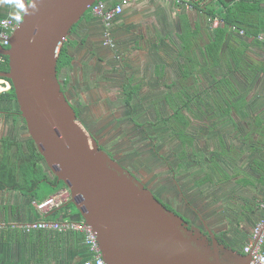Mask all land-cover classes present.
<instances>
[{
  "label": "crops",
  "instance_id": "0c3cea01",
  "mask_svg": "<svg viewBox=\"0 0 264 264\" xmlns=\"http://www.w3.org/2000/svg\"><path fill=\"white\" fill-rule=\"evenodd\" d=\"M210 2L205 0L187 9L165 0H133L110 28L96 15L83 19L64 43L72 57L71 65L63 70L64 76L73 80V88L83 98L89 96L86 88L98 86L104 72L110 81L113 77L116 79L115 84L138 88L191 85L198 77L201 80L202 70L210 73L205 46L217 27L212 28L209 18L198 8ZM11 12V7L0 5V20L11 17ZM232 27L223 50L222 67L233 66L231 57L235 49L245 59L240 62L239 73L249 65L259 70L249 80V87L239 92L245 97L239 102V110L222 117L227 126H223L221 133L226 148L214 150L218 148L219 133L208 134L210 139H216L212 144L207 143L209 149L205 150V156L212 157L213 151L223 154L229 151L224 154L222 171H217L220 178L226 173L229 178L218 186L206 182L200 187L196 177L195 184L202 195L200 201L203 198L206 201L203 214L209 227L224 243L237 246L254 244L253 228L264 219L261 207L264 202V134L261 133L264 132V44L245 37V33L239 32L242 29ZM184 36L192 44L187 52L182 42ZM193 66L197 70L187 77L185 72ZM208 73L204 76L209 77ZM239 75L238 84L245 86L246 80ZM11 87L7 78L0 77V94ZM166 91L163 89L162 93L173 94ZM248 104L252 107L248 108ZM249 110L256 117H251ZM246 136L248 143L244 141ZM229 155L236 159L228 158ZM193 156L197 172L202 166L196 162L197 154ZM182 164L180 171L184 172ZM33 171H37L34 176ZM53 177L44 159L33 158L32 137L18 102L0 97V264H83L92 256L82 232L50 229L27 233L23 229L25 224L44 218L77 220V212L69 205L71 195L63 205L47 213L38 210V203L67 188L50 184L48 179ZM34 179H37L35 188ZM213 190L215 194H211ZM261 249L264 250V243Z\"/></svg>",
  "mask_w": 264,
  "mask_h": 264
},
{
  "label": "water",
  "instance_id": "95a60500",
  "mask_svg": "<svg viewBox=\"0 0 264 264\" xmlns=\"http://www.w3.org/2000/svg\"><path fill=\"white\" fill-rule=\"evenodd\" d=\"M99 0H26L35 4L0 41L29 134L54 176L96 233L108 264H260L221 242L206 221L189 224L127 168L100 148L69 103L58 75L60 51L73 27ZM232 3L234 0H224ZM258 243L255 240L254 246Z\"/></svg>",
  "mask_w": 264,
  "mask_h": 264
},
{
  "label": "flooded vegetation",
  "instance_id": "af4514ba",
  "mask_svg": "<svg viewBox=\"0 0 264 264\" xmlns=\"http://www.w3.org/2000/svg\"><path fill=\"white\" fill-rule=\"evenodd\" d=\"M208 68L210 69V73L206 71L202 72V79L197 84L190 85L183 83L174 86L163 84L159 88L157 86L141 87L139 88V96L135 97V95L134 99H136L129 103L127 102L128 87L123 86L120 82L119 84H115L116 79L114 77L110 81L108 73L105 72L103 79L99 80L98 89L105 88V85L108 84L113 89V92H115V94L110 96L109 101L111 109H115L112 111L114 112L113 126L118 124L123 129L127 127L131 128L133 133L132 131L126 132L127 136L125 138L129 141H134V138L140 135L141 139L135 141L145 142L146 144L144 145L148 148L150 147L149 150L152 155L145 159L156 158L157 169L152 173L158 179L156 181L152 179L153 181L150 182L147 181L148 178L143 173L137 170L140 165H131L121 160L120 152H122V149L118 150L116 142L108 144L106 141L109 140L104 141L102 135L96 131L97 129L92 128L93 125L86 122L87 106L84 101H87V99L83 101V98L78 96L76 89H73V80L67 79L64 76V71L58 74L62 90L69 103L73 106L87 130L97 140L100 148L107 151L116 161L143 182L145 187L149 188L155 197L167 208L181 215L189 226L196 225L202 228L206 227L204 221H206L207 225L209 224L203 214L206 201L204 198L200 201L202 195L195 184L197 168L193 165L195 162L193 149H190L187 154V159L184 162V172H181L180 164L182 161L179 155L181 140L177 135H179L181 129H185L188 134L199 132L201 135L197 137L194 148L204 153L206 149H209L207 143H212L208 134L214 129V114L216 113L214 100L220 91L226 94L227 92L229 93V89H226V85L220 84L223 79L221 76L225 72L224 68H217L216 77L211 65H208ZM206 73L209 74V77L204 76L207 75ZM223 75L225 76V74ZM235 75L237 79L233 81L238 86L237 83L241 81L238 79L240 75ZM163 89L173 94L167 96L165 93H162ZM177 93H180V95H177ZM181 93L183 96H181ZM99 94L102 96V91L99 90ZM143 96L144 98H142ZM102 101H104V98ZM179 110L181 111V115L188 119V126L178 118L175 119L173 117L175 111ZM221 114L223 117V113ZM222 125L224 126L223 121ZM200 128L203 131L195 130ZM115 129L118 133L119 128ZM120 133H122L121 129ZM199 141L200 146H197V142ZM140 164H144L143 160ZM219 239L223 242L220 237Z\"/></svg>",
  "mask_w": 264,
  "mask_h": 264
},
{
  "label": "trees",
  "instance_id": "16d2710c",
  "mask_svg": "<svg viewBox=\"0 0 264 264\" xmlns=\"http://www.w3.org/2000/svg\"><path fill=\"white\" fill-rule=\"evenodd\" d=\"M104 1L108 2L109 4L114 5L116 4L117 0H114L113 2L110 0H104ZM210 1H211L210 5L204 4L206 6L204 5L200 6L198 10L203 11V16L206 19H208L211 16L213 17L217 16L221 20L219 27H217L214 30L215 33L212 36L210 43H208L205 46V53L210 62L208 63V65H211L212 71L216 77L217 72H218L217 68L218 69L224 68L222 67L223 58H224L223 50L225 48V43L228 41V36L230 35L229 33L231 32L232 26H236L239 29L244 30L245 37H250L251 39H253V41L264 44V37L260 38L261 35L262 36L264 35V5H263V0H234L232 3H227L224 0H210ZM92 16L93 14L91 12V9L89 8V10L83 16V18L73 28H75L83 19L91 18ZM182 42H183V47L185 48V50H188L192 46L189 39L186 38L185 36L183 37ZM232 52H233L232 53L233 60L231 64H233V66L229 65V68L228 67L224 68L225 72L223 74H225V76L222 74L221 78L223 77V79L221 80V83H220V84L227 86L226 89H229V93L227 92L226 93L227 95L224 97V96H221V93L223 92L220 91L217 94L216 99L214 100V108L216 110V113L214 114V131L212 129L211 132L219 133L217 135L218 148H215L214 150H218L220 148H223V149L226 148L225 141L221 135L222 130L224 129L222 125V114L221 113H223V115H227V114L233 115V112H237L239 110V107H238L239 102H242L245 99V97L240 95L239 92L245 87L246 88L249 87V83H248L249 80L253 79V77L256 75V72H258L259 70L258 67H253L252 65L251 66L249 65L247 66L246 70H243L239 73L238 67L241 66L240 62L245 61V59L243 58V56L241 57L242 53H240L238 50L232 49ZM0 57L3 58V60L0 61V70H3V71L9 70V57L6 55H1V54H0ZM71 63H72V57L69 55L67 46L63 45L60 51V56L58 60V74H60L61 71H63L65 68L69 67ZM200 65L202 64L200 63L198 66ZM196 66H193L192 70L186 71L185 75L189 77L191 74H193L197 70ZM202 66L204 67V65ZM202 71L204 72L205 70H202ZM234 73L237 75L238 73L242 74V77L246 80L245 86H241L238 83H237L238 86L236 85V83L233 80H236L237 76ZM238 78L240 77L238 76ZM8 80L11 82L10 79ZM138 89H139L138 87H128L127 88L128 90L127 102L128 103L134 100V95ZM181 96H183L182 93H181ZM0 97L4 99H13L17 101L16 93H15V89L13 85L8 91L2 92V94H0ZM246 101L244 103H246ZM251 107L252 105L248 104V108H251ZM248 113L250 114L251 117L253 118L256 117L255 116L256 114L251 113V110H249ZM173 117L175 119L178 118L179 120H181L182 123L188 126L189 121L185 116L181 115L180 110L175 111V114ZM224 126L227 127L225 122H224ZM261 133L264 134V132H261ZM200 135L201 134L199 132H194V134L193 133L188 134L185 129L180 130L179 135H177V137H179L181 140L180 141L181 147H180V152H179L180 159L184 163L185 160L187 159V154L189 153L190 149H193V154H197L198 156L196 160V162L198 163V166L200 167L202 166L197 171L196 184L202 187L203 184H205L206 182H211V183H214V186H218L223 182V180H226L229 178V175L227 173L225 174L224 178H220L217 172L218 170L222 171L221 168H223L224 154L227 155L229 151L224 152V154L222 153V151H213L212 157H209V158L206 157L204 152H202L199 149L197 150L194 148L196 139ZM215 139L216 137H214V139H211L212 143L214 142ZM247 139H248V136L245 137V140H244L245 143H248ZM259 139L263 140V138H259ZM32 144H33V158L38 157L40 159H44V157L42 156V154L39 152L38 148L36 147L33 139H32ZM197 146H200L198 142H197ZM201 155L203 157H201ZM227 157L228 158L230 157L233 160L236 159L235 156L229 155ZM182 165L184 166V164ZM36 173L37 171L35 172L33 171V176L36 175ZM237 174H239V172H237ZM202 176H207V177H203L201 179ZM48 181H50L49 183L53 185L58 183L61 186H66L65 183L63 181H59L56 176H54L52 180L48 179ZM43 183H47V182H43ZM36 184H37V179H34L33 188H35ZM202 189H204V192H206L205 188H202ZM215 193L216 192H214L213 190L211 194H215ZM69 205L74 207L75 211L77 212L76 221L83 220V217L81 216L79 210L76 208L74 203H72L71 201ZM257 223L255 224V226L257 225ZM244 246L245 245H237V246L235 245L234 247L243 253ZM91 257L92 256L90 255V258Z\"/></svg>",
  "mask_w": 264,
  "mask_h": 264
},
{
  "label": "built area",
  "instance_id": "2783aa9c",
  "mask_svg": "<svg viewBox=\"0 0 264 264\" xmlns=\"http://www.w3.org/2000/svg\"><path fill=\"white\" fill-rule=\"evenodd\" d=\"M133 0H117L116 4H109L104 0L96 1L90 6L91 12L101 17L107 27H111L113 22L118 16H120L125 7L130 4ZM168 2H173L176 5L185 7L187 9L195 8L196 4H203L205 0H165ZM209 21L212 28H216L220 25L221 20L217 16L209 17ZM19 23L11 19V17L2 18L0 20V41L5 47L10 46L11 36L18 27ZM233 30H237L236 26L232 27ZM241 34H244V30H239ZM260 38H263L261 35ZM110 42V40L108 39ZM70 199V191L68 188H63L58 190L56 193L48 196L40 203H38L37 208L41 213H47L49 210L60 207L64 204L65 201ZM261 207L264 209V202L261 204ZM24 231L29 233L37 230H57L59 232L72 230L79 231L84 234L85 244L88 246L89 251L92 254L91 258H88L84 261L83 264H108L103 257L101 247L99 244L98 237L93 231L91 226L87 225L83 220L76 221H58L50 219H40L27 223L23 227ZM253 238L254 240L258 239L256 246L254 244H248L244 246V253L251 254L253 261H256L260 264H264V250L261 249L262 244L264 243V219L257 223L253 228Z\"/></svg>",
  "mask_w": 264,
  "mask_h": 264
},
{
  "label": "rangeland",
  "instance_id": "374dc122",
  "mask_svg": "<svg viewBox=\"0 0 264 264\" xmlns=\"http://www.w3.org/2000/svg\"><path fill=\"white\" fill-rule=\"evenodd\" d=\"M185 52H187V50H185ZM231 59L233 60V57H231ZM240 60V58H239ZM201 67V66H199ZM198 77V76H197ZM199 79V77H198ZM196 80L195 83L193 84H197L199 80ZM193 82V81H192ZM190 82V83H192ZM191 84V85H193ZM107 86V87H106ZM97 85H92L91 87H89L88 89L86 88V90L89 92V96H87V98H83L87 99V101L85 102V105L87 106L86 108V119L89 124L93 125L92 128L97 129L96 131L100 133V135H102V138H104V141H106L108 144H114L115 142L117 143L118 146V150L122 149L120 152V156H121V160L130 163L131 165H140L139 168L137 169L140 173H143L145 175L148 182L153 181L156 179H158V177L153 176L155 172V170L157 169L156 167V158L152 159H145L149 156H152L150 153V150L147 146H145L144 144H146L145 142H137L135 140H140L141 136L138 135L139 137H135L134 141L131 140H127L125 137L127 136L128 131H132L133 130L129 127L127 128H121V126L114 125L113 123V114L115 109H111V106L109 104L110 101V96L115 94V92H113V89L111 87L108 86V84L105 85V88H97ZM148 88V87H146ZM75 90V88H73ZM104 89H105V93H104ZM99 90L102 91L103 95L100 96L99 94ZM139 95L135 96L138 97ZM221 96H226L225 93H221ZM102 98V99H101ZM104 98V101H102ZM144 98V96L142 97ZM136 99V98H135ZM134 99V100H135ZM107 103V105H106ZM216 107V106H215ZM226 109V108H224ZM196 114V113H195ZM126 126V125H125ZM115 128H119L118 129V133L116 132ZM120 129L122 130V133H120ZM197 131H203L202 128L200 129H195ZM125 131V132H124ZM194 134V132H193ZM112 138V139H111ZM200 144V141L198 142ZM143 160V163L145 164H140L141 161ZM136 169V168H135ZM157 172V171H156ZM153 179V180H152ZM154 187H155V183H154ZM173 188V187H172ZM74 208V207H73ZM75 210V208H74Z\"/></svg>",
  "mask_w": 264,
  "mask_h": 264
},
{
  "label": "clouds",
  "instance_id": "9594fccd",
  "mask_svg": "<svg viewBox=\"0 0 264 264\" xmlns=\"http://www.w3.org/2000/svg\"><path fill=\"white\" fill-rule=\"evenodd\" d=\"M0 5H7L12 8L11 19L17 23L22 22L25 15L29 13L30 8H35V4H26V0H0Z\"/></svg>",
  "mask_w": 264,
  "mask_h": 264
}]
</instances>
